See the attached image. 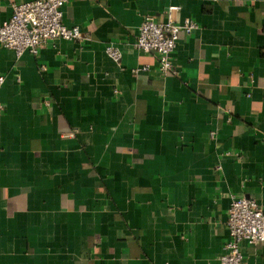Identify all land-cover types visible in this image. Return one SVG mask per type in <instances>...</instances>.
<instances>
[{
    "label": "crops",
    "instance_id": "obj_1",
    "mask_svg": "<svg viewBox=\"0 0 264 264\" xmlns=\"http://www.w3.org/2000/svg\"><path fill=\"white\" fill-rule=\"evenodd\" d=\"M170 4L196 28L163 73L134 43ZM62 22L86 39L0 46V264H220L231 197L264 205V0H69Z\"/></svg>",
    "mask_w": 264,
    "mask_h": 264
},
{
    "label": "built area",
    "instance_id": "obj_2",
    "mask_svg": "<svg viewBox=\"0 0 264 264\" xmlns=\"http://www.w3.org/2000/svg\"><path fill=\"white\" fill-rule=\"evenodd\" d=\"M68 1L29 0L11 3L10 17L0 23V46L12 49L18 56L26 50L36 54L49 40L86 39L77 26H67L62 22V7ZM178 10V5H168L161 20L145 15L134 43L140 51L155 55L163 73L175 72L171 57L179 33L183 31L189 34L196 28L190 18L176 21L174 13ZM105 51L115 61L120 58L119 50L112 44L107 45ZM3 81L4 77L0 75V86ZM226 226L228 239L223 245L224 252L219 256V262L240 264V241L248 244L264 241V205H259L250 197H231Z\"/></svg>",
    "mask_w": 264,
    "mask_h": 264
}]
</instances>
